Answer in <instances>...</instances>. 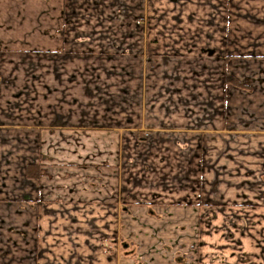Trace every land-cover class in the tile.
I'll use <instances>...</instances> for the list:
<instances>
[{
    "label": "crops",
    "instance_id": "obj_1",
    "mask_svg": "<svg viewBox=\"0 0 264 264\" xmlns=\"http://www.w3.org/2000/svg\"><path fill=\"white\" fill-rule=\"evenodd\" d=\"M0 240L264 264V0H0Z\"/></svg>",
    "mask_w": 264,
    "mask_h": 264
},
{
    "label": "rangeland",
    "instance_id": "obj_2",
    "mask_svg": "<svg viewBox=\"0 0 264 264\" xmlns=\"http://www.w3.org/2000/svg\"><path fill=\"white\" fill-rule=\"evenodd\" d=\"M128 36L129 35H126L125 37H128ZM124 41H125V45H122L119 55H121V61L123 63H128L129 56H130L129 40L127 39ZM117 54L118 53H116V55ZM146 136L147 134H144V137ZM32 166L37 167L39 169L38 165H32ZM10 241H12V239ZM7 242L8 240L7 241L0 240V264H21V260L19 258V256L21 255V247H18L19 245H17L16 247L14 243L12 242L10 245H8ZM19 243L21 245V241H19ZM7 259H8V262H7Z\"/></svg>",
    "mask_w": 264,
    "mask_h": 264
},
{
    "label": "trees",
    "instance_id": "obj_3",
    "mask_svg": "<svg viewBox=\"0 0 264 264\" xmlns=\"http://www.w3.org/2000/svg\"><path fill=\"white\" fill-rule=\"evenodd\" d=\"M26 176L28 178H37L39 176V169L34 166H28L26 169Z\"/></svg>",
    "mask_w": 264,
    "mask_h": 264
}]
</instances>
